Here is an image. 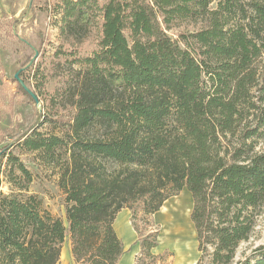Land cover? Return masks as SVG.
Masks as SVG:
<instances>
[{"label":"trees","instance_id":"16d2710c","mask_svg":"<svg viewBox=\"0 0 264 264\" xmlns=\"http://www.w3.org/2000/svg\"><path fill=\"white\" fill-rule=\"evenodd\" d=\"M43 9L60 17L55 55L79 66L76 93L66 132L46 134L38 125L56 103L44 69L23 78L47 112L0 146V264H57L67 236L76 264H119L122 208L139 234L134 264H167L152 252L159 231L143 235L135 219L184 188L196 264H231L264 217V0H53ZM38 36L28 41L35 52L47 39ZM17 146L49 163L70 151L59 177L68 225L31 192ZM239 264H264V245Z\"/></svg>","mask_w":264,"mask_h":264},{"label":"rangeland","instance_id":"374dc122","mask_svg":"<svg viewBox=\"0 0 264 264\" xmlns=\"http://www.w3.org/2000/svg\"><path fill=\"white\" fill-rule=\"evenodd\" d=\"M52 1L0 0V146L6 142H12L18 134L31 126L37 118L38 109L44 113L47 112L45 102L41 98L39 99L41 108H39L35 101L28 100L19 91L15 73L22 67L24 69L20 76L32 82L37 81L36 67L44 69L47 78L45 88L51 96L53 95L56 103L55 112L45 114L38 125V130L57 135H63L66 132V120L72 114L73 98L76 93L77 81L74 71L79 66H71L63 58L55 55L60 38L58 27L60 17L53 13L48 15L43 9L46 3ZM186 26L188 27L184 24L182 28ZM40 31L45 32L47 39L36 56L35 50L28 41L37 45ZM92 36L93 34L88 41L92 40ZM89 45L92 46V42H89ZM27 59L33 60V68H30V64L24 65ZM86 134L92 138L98 134V131L96 128H90ZM257 149L264 151V142H260ZM14 152L20 155L33 172L31 192L38 195L44 208L62 218L68 225L66 195L59 186V177L61 164L69 159L70 151L64 146L58 148L56 152L60 157L51 163L37 151H27L17 146ZM3 190L6 191L7 187L4 186ZM192 206L193 196L184 188L178 194L171 196L168 201L166 200L155 214L139 213L135 219L143 235L159 231L158 245L152 249V252L163 254V261L167 264H196L200 257L197 233L191 220ZM131 222L133 224L132 212ZM137 236V243L140 245L138 232ZM263 245L264 217L260 215L257 217L250 237L243 240L237 247L231 264H239L247 256L255 255L257 248ZM124 249L122 261L119 264H130L131 255L126 254L125 246ZM209 259L207 258L206 264H210ZM57 264H76L71 252L69 236L62 244L61 258Z\"/></svg>","mask_w":264,"mask_h":264},{"label":"crops","instance_id":"0c3cea01","mask_svg":"<svg viewBox=\"0 0 264 264\" xmlns=\"http://www.w3.org/2000/svg\"><path fill=\"white\" fill-rule=\"evenodd\" d=\"M114 227L118 236L122 240H124L123 243L127 250L126 254H128L129 256L131 255L130 264H134L135 256L139 253L140 250V245L137 243L138 236L131 222V210L129 208H122L117 213L114 221ZM193 228L195 230V226ZM121 261L122 258L120 259L119 263Z\"/></svg>","mask_w":264,"mask_h":264},{"label":"water","instance_id":"95a60500","mask_svg":"<svg viewBox=\"0 0 264 264\" xmlns=\"http://www.w3.org/2000/svg\"><path fill=\"white\" fill-rule=\"evenodd\" d=\"M35 55L37 56L38 55V51H36ZM33 60H31L32 62ZM24 68H19L16 73H15V78L18 80V82L32 95L34 101L37 103V106L39 108H41L40 106V101H39V98L37 96V94L31 90L25 83L24 79L20 76V72L23 70Z\"/></svg>","mask_w":264,"mask_h":264}]
</instances>
